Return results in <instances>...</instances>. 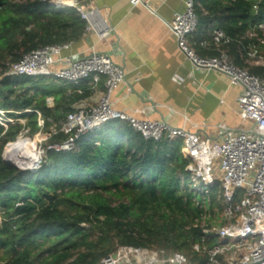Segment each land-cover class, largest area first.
Wrapping results in <instances>:
<instances>
[{"label":"trees","instance_id":"16d2710c","mask_svg":"<svg viewBox=\"0 0 264 264\" xmlns=\"http://www.w3.org/2000/svg\"><path fill=\"white\" fill-rule=\"evenodd\" d=\"M193 1L194 51L215 56L212 47L205 50L199 43L209 42L219 29L230 39L222 49L232 63L264 79V66L247 61L251 46L264 39L258 30L264 27V0ZM86 27L75 9L51 7L48 0H0V264H98L122 247L164 250L206 264L194 246L201 244L202 216H209L204 224L210 226L221 205L216 189L205 207L191 189L179 140H144L113 121L83 136L73 151L47 152L36 172L4 162L5 147L21 133L28 130L34 137L51 124L57 130L92 93L86 84L7 77V64L39 48L79 42ZM65 138L58 133L48 143Z\"/></svg>","mask_w":264,"mask_h":264},{"label":"built area","instance_id":"2783aa9c","mask_svg":"<svg viewBox=\"0 0 264 264\" xmlns=\"http://www.w3.org/2000/svg\"><path fill=\"white\" fill-rule=\"evenodd\" d=\"M148 1L129 0V3L148 8ZM63 2L64 0H48L51 7L75 9L81 19L87 22L85 32L94 33L99 40L112 33L113 29L104 20H95V11H86L77 0H69L70 3L64 5ZM167 26L177 47L195 69L221 73L229 79L231 85L241 88L236 100L237 114L241 122L249 126L240 132L231 133L225 132L226 128L220 125L221 141L215 143L201 139L198 133L189 132L184 127H172L164 120L136 119L133 114L113 108L111 94L125 81V75L113 63L110 54L91 50L83 55H63L71 44L46 46L24 54L16 63L7 64L5 76L48 77L73 86L86 84L93 90L101 78H104L103 93L94 105H78L60 123L57 130L51 131L43 139L47 141L58 133L66 137L60 142L40 145L38 160L28 170L38 171L47 152L75 150L77 142L83 136L113 121L129 126L144 140H179L181 155L188 160L185 173L191 189L203 200V207L204 203H209L211 190L216 189L221 205L218 220L210 226L204 224L209 216H202L201 244L195 245L194 250L205 254L206 264H264V79L232 63L222 49L230 39L219 29L213 30L209 42L199 43L205 50L212 47L217 53L215 56L203 57L194 51L190 38L197 29L198 18L193 0H185L184 11L174 14ZM258 30L263 33V25H259ZM254 36L253 31L248 34L249 38ZM258 42L259 46L253 45L247 52L248 63L254 65L264 61L259 51L264 46V39H258ZM46 104L51 108L52 99L47 98ZM46 121L52 123L51 119ZM39 126H43L42 120H39ZM253 171L255 175L252 177ZM218 175L221 176V181L218 180ZM180 179L183 182L184 178ZM246 186L249 188H245ZM194 202L199 205L198 200ZM211 238L214 243L210 246L207 241ZM98 264L191 263L177 253L122 247Z\"/></svg>","mask_w":264,"mask_h":264},{"label":"crops","instance_id":"0c3cea01","mask_svg":"<svg viewBox=\"0 0 264 264\" xmlns=\"http://www.w3.org/2000/svg\"><path fill=\"white\" fill-rule=\"evenodd\" d=\"M77 1L86 11H95V20H104L113 31L103 40L87 32L63 55L91 50L111 55L125 75L110 97L114 109L139 120H164L215 143L221 141L220 125L231 133L249 126L237 114L241 88L221 73L195 69L177 47L167 24L174 14L184 11L185 0H149L148 8L132 6L129 0ZM103 82L101 78L94 90L87 86L92 93L74 109L82 103L96 104Z\"/></svg>","mask_w":264,"mask_h":264},{"label":"rangeland","instance_id":"374dc122","mask_svg":"<svg viewBox=\"0 0 264 264\" xmlns=\"http://www.w3.org/2000/svg\"><path fill=\"white\" fill-rule=\"evenodd\" d=\"M259 49H260L259 51L262 53L263 60H264V46L262 48H259ZM248 64H249V66H264V61H263V63H261L259 65H254L253 63H248ZM20 123L21 124H24L25 122L23 120H20ZM55 129L56 128L54 127V124H51L47 129L42 128L41 131H39L36 135H34V137L28 136V134H27L28 130H25L23 133H21L17 137V139L13 143H10V144H17L18 142L19 143L21 142L24 145L26 144L28 147H30L32 149V151H34L35 153H38V149H39L40 145L43 146L44 144H47L48 143V140L47 141H44L43 139L44 138H47V135L51 131H53ZM5 149H7V148H5ZM22 150L23 149H21L19 152H22ZM19 156H21V155L19 154ZM16 163H17V161H16ZM20 166H22V165H20ZM22 167H24V168L25 167H30V165L29 164L28 165H23ZM254 175H255V172L254 171L251 172V176L253 177ZM218 176H219L218 177L219 178L218 180L221 181L222 180L221 176L220 175H218ZM249 180H251V179H249ZM245 188L248 189L249 187L246 186ZM226 255H228V254H226Z\"/></svg>","mask_w":264,"mask_h":264},{"label":"bare ground","instance_id":"6f19581e","mask_svg":"<svg viewBox=\"0 0 264 264\" xmlns=\"http://www.w3.org/2000/svg\"><path fill=\"white\" fill-rule=\"evenodd\" d=\"M69 3H70L69 0H64L62 4L64 5ZM21 149H23L22 152H19ZM19 154L21 156H19ZM6 157L14 163H16L17 161L18 165L19 164L22 166L28 164L30 165V167H25V168H32L38 160V153L32 151V149L28 147L26 144L24 145L23 143L18 142L17 144H10L7 147Z\"/></svg>","mask_w":264,"mask_h":264},{"label":"water","instance_id":"95a60500","mask_svg":"<svg viewBox=\"0 0 264 264\" xmlns=\"http://www.w3.org/2000/svg\"><path fill=\"white\" fill-rule=\"evenodd\" d=\"M9 145H10V143L5 148H7ZM3 160H4V162L6 164L10 165L11 167H13L16 170H19L21 172H27V171H29L28 168H23V167L19 166L17 163H14V162L10 161L6 157V149L4 150V153H3Z\"/></svg>","mask_w":264,"mask_h":264}]
</instances>
